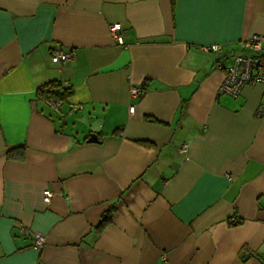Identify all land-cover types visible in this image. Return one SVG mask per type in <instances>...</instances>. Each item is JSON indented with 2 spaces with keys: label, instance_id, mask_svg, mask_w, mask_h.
<instances>
[{
  "label": "crops",
  "instance_id": "crops-1",
  "mask_svg": "<svg viewBox=\"0 0 264 264\" xmlns=\"http://www.w3.org/2000/svg\"><path fill=\"white\" fill-rule=\"evenodd\" d=\"M252 35L264 0H0V264H264V86L219 94L202 51Z\"/></svg>",
  "mask_w": 264,
  "mask_h": 264
},
{
  "label": "built area",
  "instance_id": "built-area-1",
  "mask_svg": "<svg viewBox=\"0 0 264 264\" xmlns=\"http://www.w3.org/2000/svg\"><path fill=\"white\" fill-rule=\"evenodd\" d=\"M122 26L113 24L109 26L108 32L110 37L119 42L121 40L120 33ZM264 37L260 35H252L238 43L237 49L231 57L229 65L221 63L224 53L223 47L219 44H212L202 47V51L213 55L215 60V69L223 74V79L218 87V93L236 98L241 95L245 88H254L258 85L264 86ZM75 52L72 49H57L50 56L52 63L72 61ZM144 93L141 86L130 85L128 89V97L130 100H138ZM49 105L57 110L62 106V101L50 102ZM79 106L71 105V110L79 109ZM134 105H130L128 112L133 113ZM256 118L264 120V102L257 109ZM181 153H186L187 146L183 145L179 149ZM52 192L46 190L42 194V200L45 204H49L52 200ZM35 245L37 248L42 247L44 239L36 236ZM162 263L165 259L162 257Z\"/></svg>",
  "mask_w": 264,
  "mask_h": 264
},
{
  "label": "trees",
  "instance_id": "trees-1",
  "mask_svg": "<svg viewBox=\"0 0 264 264\" xmlns=\"http://www.w3.org/2000/svg\"><path fill=\"white\" fill-rule=\"evenodd\" d=\"M72 91L70 88L63 86L58 81H50L40 86L36 91V97L38 101L46 103L64 101L70 95ZM7 159H14L21 161L24 158V147H18L16 149L6 152ZM112 211L109 210L104 213L100 219L99 225L96 228L97 233H101L111 221Z\"/></svg>",
  "mask_w": 264,
  "mask_h": 264
},
{
  "label": "water",
  "instance_id": "water-1",
  "mask_svg": "<svg viewBox=\"0 0 264 264\" xmlns=\"http://www.w3.org/2000/svg\"><path fill=\"white\" fill-rule=\"evenodd\" d=\"M95 141H96V139H95ZM242 256H243V258H247L248 256H250V254L249 253H244Z\"/></svg>",
  "mask_w": 264,
  "mask_h": 264
}]
</instances>
